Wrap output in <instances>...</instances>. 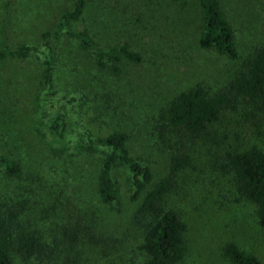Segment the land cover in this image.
I'll return each mask as SVG.
<instances>
[{"label":"rangeland","instance_id":"obj_1","mask_svg":"<svg viewBox=\"0 0 264 264\" xmlns=\"http://www.w3.org/2000/svg\"><path fill=\"white\" fill-rule=\"evenodd\" d=\"M74 1L0 0V48L3 44L14 49L45 42L42 33L53 32L59 14ZM219 1L235 32V61L198 48L199 0L182 4L173 0H97L88 2L82 18L70 25L71 31H86L93 49H82L66 33L47 39L50 51L42 48L53 61L52 85L41 86L45 58L40 53L23 59L7 56L0 62V157L22 161L27 167L23 178L36 173L47 187L44 192H50V185L57 189L55 181L63 180V170H68L72 181L76 175L82 187L77 199H73L74 184L67 182L63 195L45 196L43 192L32 196L31 203L40 201L41 206L31 213L49 217L45 222L49 234L85 216L97 242L80 248L87 263L128 264L139 254L140 231L132 221L135 202L130 200L127 173L123 168L114 170L119 200L113 207L103 205L89 168L101 152H76V132L87 130L95 137L124 131L131 155L147 165L155 179L165 176L171 145H163L154 131L160 109L196 84L210 92L220 89L254 48L264 45V0ZM122 44L140 56L139 63L122 59L118 75L108 65L102 69L95 65L96 50ZM56 110L65 112L72 123L65 138L67 151L55 155L50 145L56 148L59 144L50 139L46 126ZM224 124L231 137L224 141L225 146L235 143V133L241 144L262 145L264 124L260 137L236 116ZM208 152L214 154L208 145L196 147L193 166L199 172H191L181 182L187 195L174 198V208L187 224L186 251L179 264H231L222 253L228 243L264 264V232L255 222L254 206L239 199L230 176L212 170ZM55 167L58 178L53 179ZM39 184L36 179L33 187ZM41 196L47 199H39Z\"/></svg>","mask_w":264,"mask_h":264},{"label":"trees","instance_id":"obj_2","mask_svg":"<svg viewBox=\"0 0 264 264\" xmlns=\"http://www.w3.org/2000/svg\"><path fill=\"white\" fill-rule=\"evenodd\" d=\"M92 1L97 0H75L70 9L59 14L54 31L42 33L45 42L37 46L11 49L3 44L0 48V62L7 56L23 59L30 54L40 53L45 58L42 62L44 69L41 86L52 85L53 61L48 53H43V49H51L47 39L66 33L76 39L82 49H93V41L86 31L70 30V25L82 18L87 3ZM173 1L179 4L184 2ZM199 8L201 30L197 38L198 48L235 61L238 58L235 32L224 16L220 1L199 0ZM94 55L95 65L101 69L108 65L114 75L120 73L118 64L122 59L131 63L140 62V56L125 44L96 50ZM73 100L75 97L71 98ZM232 116L240 118L255 129L256 135L262 136L264 45L255 47L241 62L234 76L220 89L210 92L206 86L196 84L179 92L160 109L154 131L163 145H171L167 160L168 172L163 177L155 179L150 168L131 155L126 132L115 130L105 136L95 137L87 130L76 132L73 146L76 152H101V157L89 168L92 167L91 180L103 205L113 207L119 200V191L113 178L114 170L123 168L127 173L132 191L130 200L135 202L132 221L140 231L139 254L131 257L128 264H179L184 259L187 224L181 213L174 208V198L187 195V189L181 182L187 180L191 172H199L193 166L192 156L196 147L204 145H208L214 153L208 152L212 155V170L232 178L236 194L239 199L254 206L255 222L264 232V139L262 145L250 142L244 145L238 142L239 134L235 133V143L225 146L224 141L231 137L230 128L224 122ZM69 123L72 122L67 114L56 110L46 126L50 139L59 144L56 148L50 145L55 155L67 151L68 141L65 138L71 131L68 129ZM73 124L78 126L79 122ZM84 136H87L86 140ZM26 168L17 158L0 157V264H90L80 253L85 243L97 244L92 239L94 235L90 234V222L80 215L74 222L70 220V223L57 227V231L52 229L53 233H47L46 228L51 230L45 228L49 217L34 216L31 213L41 206L40 201L32 204L31 197L43 193L47 187L41 184L40 176L36 173H29L24 179ZM55 171L56 167L52 171L55 176L53 179L58 178ZM62 173L65 174L63 180L55 181L57 189L50 185V192L45 191L43 195H63L64 187L69 182L74 184L76 191L73 199H77L76 194L82 191V187L78 185L76 175H73L72 181L68 170ZM36 179L40 187H33ZM41 198L47 199L43 196ZM222 253L231 264H262L255 255L241 250L233 243L226 244Z\"/></svg>","mask_w":264,"mask_h":264}]
</instances>
